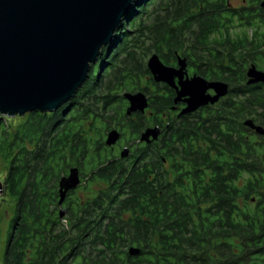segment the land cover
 Returning <instances> with one entry per match:
<instances>
[{
  "label": "trees",
  "instance_id": "obj_1",
  "mask_svg": "<svg viewBox=\"0 0 264 264\" xmlns=\"http://www.w3.org/2000/svg\"><path fill=\"white\" fill-rule=\"evenodd\" d=\"M260 1L244 0L233 7L230 0H136L110 52L104 49L91 65L89 78L64 114L31 112L16 123L0 116L4 195L13 203L3 264H54L58 251L69 249L74 236L71 198L66 199V223L57 213L61 178L78 165L86 172L96 171L97 180L117 174L123 180L126 170L111 162L102 166L106 133L116 128L121 137L131 132L137 139L155 124L163 130L159 145L169 147L156 161V234L127 235L119 244L114 234H106L113 240L96 235V241L106 242L108 251L101 253L108 260L97 256L92 262L88 235L78 230L77 264H264V136L244 124L250 119L264 128V83L248 85L246 76L251 64L264 71ZM153 53L169 66L177 64L178 56L185 58L190 74L227 83L228 95L204 117L192 113L175 119L170 112L172 95L167 86L153 81L147 68ZM136 91L147 95L148 107L133 119L126 114L122 94ZM163 115L166 123L160 122ZM84 156L88 158L77 159ZM137 165L124 185L131 189L129 205L139 196L150 203L155 186L143 182L150 178L148 165L136 169ZM202 166L213 183H168L170 169L171 178L198 179ZM206 203L210 207H203ZM94 206L74 213L78 228L103 226V220L95 219ZM140 208L147 213L133 223L150 228L153 207ZM112 221L107 225L113 226ZM115 225L130 226L124 220ZM140 243L147 247L148 262H131L122 249ZM117 258L123 262H114Z\"/></svg>",
  "mask_w": 264,
  "mask_h": 264
},
{
  "label": "water",
  "instance_id": "obj_2",
  "mask_svg": "<svg viewBox=\"0 0 264 264\" xmlns=\"http://www.w3.org/2000/svg\"><path fill=\"white\" fill-rule=\"evenodd\" d=\"M136 0H0V116L22 117L31 112L53 113L70 103L89 78L103 50L110 52L115 34ZM264 8V0L259 3ZM155 83L176 91L175 102L184 99L180 114L215 104L229 93L223 81L188 76L187 61L177 57V66L162 62L155 53L147 58ZM247 84L264 83V71L247 67ZM177 80V82L175 81ZM212 91L213 94H210ZM126 114L144 113L148 98L143 91L124 92ZM245 126L264 136V128L252 120ZM158 126L140 134L142 142L157 139ZM121 134L113 128L104 143L111 147ZM125 148L121 156L127 155ZM79 184L77 168L59 182L60 202ZM4 184L0 181V196ZM138 251L130 248L131 254Z\"/></svg>",
  "mask_w": 264,
  "mask_h": 264
},
{
  "label": "flooded vegetation",
  "instance_id": "obj_3",
  "mask_svg": "<svg viewBox=\"0 0 264 264\" xmlns=\"http://www.w3.org/2000/svg\"><path fill=\"white\" fill-rule=\"evenodd\" d=\"M176 66L177 64H175V67ZM187 72H188V69H187ZM192 75L193 73L190 74L188 72V76H192ZM175 81L177 82V80ZM156 84H159L161 87L167 86L164 83H156ZM167 88L170 94L172 95V101H173V107L171 108L170 112H171V115L175 117V119L195 115L192 113H199L200 115L204 117L207 111H210L216 107L215 104L213 105L208 104V105L198 108L196 111L192 113L180 114L181 110L184 109L186 106L184 99H180L179 101L175 102L176 91L170 88L169 86H167ZM162 89L164 90V88ZM209 93L213 94L212 91H209ZM125 102H126V106H125V110H126L128 106V102L126 100ZM69 104H71V102L65 105H62L55 112L56 113L63 112L69 106ZM137 113L138 112L132 113L128 115V117L134 119ZM165 115H163L164 117L161 116V120H160L161 123L167 122L166 120L167 116L165 117ZM154 126H158L161 130L159 136L155 140L150 139L151 141H149L148 143L142 142L140 140V136L137 139H133L132 133L128 132L126 137H120V139L117 141L115 145L111 147L106 146L105 148L102 149L104 155H106V157L104 158L106 159V161L104 164H102V166L106 167L111 162L112 164H114L113 165L114 168L121 167L123 171L126 170V173H123V178L125 177L123 180H121L122 177H120L121 176L120 173H119V177H120L119 179H117V175H118L117 174L114 176L115 178H112L110 180H105V181L97 180L94 177L95 174L97 173L96 171L86 172L84 166L80 167L78 165L77 166L73 165L70 167V169L71 168L78 169L79 184L74 189L69 190L65 194L61 202L59 199L60 198V193H59L60 188H59V183H58V194H59V198H58L59 201L57 199V206H58L57 213L59 214L58 217L64 220L63 223H66L65 218L67 216V210H68V207L66 205V199L71 198V200L73 201L71 205H73V207H72V221L70 224V230L74 234V236L73 237L71 236V242H70L69 249H67L63 254L61 253V251H58V255L56 256V258H54V262H55L54 264H77L76 262L77 260L76 236L75 235L78 230H81L84 232L85 235H88L87 236L88 238L87 250L91 256L92 262H95L97 260V256L99 257L106 256L104 253H101L102 251H108L106 242L101 241L102 242L101 243L99 241H96L95 240L96 235H99L100 238H103L102 240H106V238H110V237H106V234H114L115 235V238L113 236L114 241L116 242V244H119L122 242L123 239L126 238L127 235H132V234L142 235V234H150V233L154 235L156 234L157 232L156 200L158 198L157 193H154L156 192V182L158 181L156 178V174H157L156 161H157V158L161 156V154H165V152L169 151V147L159 145L160 144L159 142L162 141L163 130H162V127L157 124H155ZM251 130L254 132L253 129ZM125 148L128 150V152H127V155L122 157L121 152ZM181 149H184V151L186 150L185 147H182ZM87 150H90V149H87ZM86 158L88 157L84 156V157H80L77 159L84 160ZM136 163H138V165L136 166V169H140L139 166L148 165V168H149L148 170L150 172V175H149L150 178L144 179L143 182L147 183V182L152 181L153 184H155V186L152 189L153 193L149 196L151 198L150 203H143L142 199H146V197L139 196L137 197V200H135V202L132 205H129L127 203L128 202L127 199L132 197V195L130 194L131 189H129V187L125 188L124 185L126 183V179H127V176L129 175V172L132 171ZM166 165H167L166 166L167 169H169V164L167 163ZM204 169H205L204 166H202L200 170L202 176L201 178H198V179H187V178L175 179L174 177L171 178L173 176L172 175L173 170L170 169L171 177L168 178V183L173 184V185H181V183L183 184L192 183L198 186H205L210 183H213L214 180L205 177ZM68 173L65 176H67ZM240 183H242V181H240ZM253 200L254 199H252L251 202H254ZM96 201H98V205L94 206ZM148 205L152 206L154 210L151 214L154 225L150 226V228L146 226L145 223H143L142 225H135V223H133V220L137 217L142 218L147 213L145 209L144 210L142 209L141 211L140 207H146ZM207 205L208 207H210L209 203L204 204L203 207H206ZM86 206H89V208L92 206L95 207L94 209L96 212L95 219L97 221L103 220V226L99 228L94 227L92 225L89 227H84V228L77 227V217L74 215V213L77 210L84 209ZM240 206H243L242 203ZM111 219L113 220L111 223L113 224V226H108L107 224L110 223ZM92 220H94V218H92ZM120 220H124L128 222L130 226L121 228L115 225V223ZM153 242H154L153 246H155L157 242V235L153 237ZM65 247H67V245H65ZM130 248H134L138 252L136 254H131L129 252ZM122 250L128 251V255L131 256V259H129L131 262H148V260L144 258L145 256L144 254H146V252L148 253V251H147V247L144 246L143 243H140V245H127L123 247ZM107 260L108 258L105 257V259L102 262H107ZM155 261L156 259L154 258L152 262H155ZM114 262H123V259L117 258V259H114Z\"/></svg>",
  "mask_w": 264,
  "mask_h": 264
},
{
  "label": "rangeland",
  "instance_id": "obj_4",
  "mask_svg": "<svg viewBox=\"0 0 264 264\" xmlns=\"http://www.w3.org/2000/svg\"><path fill=\"white\" fill-rule=\"evenodd\" d=\"M231 6L239 7L245 4L244 0H230ZM5 118V117H4ZM14 122H19L20 117H13ZM5 165L0 159V181L3 182L5 176ZM3 198V199H2ZM13 203L7 199L4 193L0 196V264H3V254L6 248L7 236L6 232L8 230V223L12 215Z\"/></svg>",
  "mask_w": 264,
  "mask_h": 264
},
{
  "label": "bare ground",
  "instance_id": "obj_5",
  "mask_svg": "<svg viewBox=\"0 0 264 264\" xmlns=\"http://www.w3.org/2000/svg\"><path fill=\"white\" fill-rule=\"evenodd\" d=\"M129 13V12H128ZM15 117H17V116H15Z\"/></svg>",
  "mask_w": 264,
  "mask_h": 264
}]
</instances>
